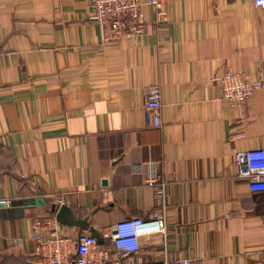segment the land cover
<instances>
[{"label":"crops","instance_id":"crops-1","mask_svg":"<svg viewBox=\"0 0 264 264\" xmlns=\"http://www.w3.org/2000/svg\"><path fill=\"white\" fill-rule=\"evenodd\" d=\"M90 15V0H0V264L33 257L35 220L89 230L60 223L62 205L96 232L143 219L136 263L264 264V191L234 162L264 148V84L230 106L218 83L226 70L264 79V9L165 0L145 9L144 33L118 39Z\"/></svg>","mask_w":264,"mask_h":264},{"label":"built area","instance_id":"built-area-1","mask_svg":"<svg viewBox=\"0 0 264 264\" xmlns=\"http://www.w3.org/2000/svg\"><path fill=\"white\" fill-rule=\"evenodd\" d=\"M165 0H90L91 20L98 25L105 38L118 39L144 33L145 9L152 6L162 9ZM256 9H264V0H253ZM220 99L233 105H244L264 83V79H250L243 72L224 71L218 77ZM160 86L148 87L145 111L152 117L155 127L161 125ZM234 162L237 176L248 181L251 191H264V148L236 151ZM158 197L161 191H158ZM10 200L0 199V205L8 206ZM159 231L166 230L161 212H154ZM143 219L132 217L120 220L98 230L97 237L87 229L80 230L75 238L63 233L48 231L57 226L54 219L35 220L32 237L35 241L33 257L23 264H202L188 258L172 260L166 255L149 263H136L133 259L139 250V228ZM48 231V232H47Z\"/></svg>","mask_w":264,"mask_h":264},{"label":"water","instance_id":"water-1","mask_svg":"<svg viewBox=\"0 0 264 264\" xmlns=\"http://www.w3.org/2000/svg\"><path fill=\"white\" fill-rule=\"evenodd\" d=\"M69 212L70 210L68 209V207H66L65 205L60 206L57 212V220L62 224L77 225L80 229L88 227L90 233L97 237L98 243L102 242L98 238V233L96 232V230L92 226H89L86 221H75L74 219H68L67 214Z\"/></svg>","mask_w":264,"mask_h":264},{"label":"rangeland","instance_id":"rangeland-1","mask_svg":"<svg viewBox=\"0 0 264 264\" xmlns=\"http://www.w3.org/2000/svg\"><path fill=\"white\" fill-rule=\"evenodd\" d=\"M233 72H234V71H233ZM235 72H236V71H235ZM250 79H252V78H250ZM263 84H264V83H263ZM263 84H262V86H263ZM262 86H261V87H262Z\"/></svg>","mask_w":264,"mask_h":264}]
</instances>
